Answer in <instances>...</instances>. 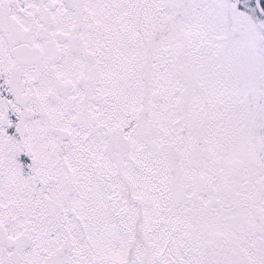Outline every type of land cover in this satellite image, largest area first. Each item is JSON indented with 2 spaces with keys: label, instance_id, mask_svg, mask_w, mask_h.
Wrapping results in <instances>:
<instances>
[{
  "label": "snow or ice",
  "instance_id": "obj_1",
  "mask_svg": "<svg viewBox=\"0 0 264 264\" xmlns=\"http://www.w3.org/2000/svg\"><path fill=\"white\" fill-rule=\"evenodd\" d=\"M0 264H264V0H0Z\"/></svg>",
  "mask_w": 264,
  "mask_h": 264
}]
</instances>
